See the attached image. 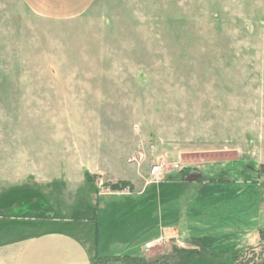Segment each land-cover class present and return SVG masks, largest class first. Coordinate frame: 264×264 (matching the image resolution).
<instances>
[{
	"label": "rangeland",
	"instance_id": "obj_1",
	"mask_svg": "<svg viewBox=\"0 0 264 264\" xmlns=\"http://www.w3.org/2000/svg\"><path fill=\"white\" fill-rule=\"evenodd\" d=\"M160 160L180 181L139 193ZM143 246L264 264V0H0V264Z\"/></svg>",
	"mask_w": 264,
	"mask_h": 264
},
{
	"label": "crops",
	"instance_id": "obj_2",
	"mask_svg": "<svg viewBox=\"0 0 264 264\" xmlns=\"http://www.w3.org/2000/svg\"><path fill=\"white\" fill-rule=\"evenodd\" d=\"M96 0H23V2L37 15L42 17L53 19V20H65L78 17L84 14L95 2ZM183 166L181 167V169ZM180 170L174 171L168 178L165 180L169 181H177L180 179L177 177V173ZM148 172V171H147ZM140 173H142L140 171ZM144 177L146 174H142ZM171 177V178H170ZM145 179V178H144ZM205 183V182H204ZM151 184H145L142 191L139 193H143L148 190ZM178 220H174L173 223L166 229L167 232H171L174 226L180 223L181 227L184 228L185 223L187 222H179ZM170 230V231H169ZM162 236V235H161ZM159 238V237H158ZM157 239V238H156ZM155 240V239H153ZM148 240L147 242L153 241ZM146 242V243H147ZM145 243V245H146ZM141 251H144V246L141 248Z\"/></svg>",
	"mask_w": 264,
	"mask_h": 264
},
{
	"label": "trees",
	"instance_id": "obj_3",
	"mask_svg": "<svg viewBox=\"0 0 264 264\" xmlns=\"http://www.w3.org/2000/svg\"><path fill=\"white\" fill-rule=\"evenodd\" d=\"M114 188L122 189L123 186L114 184ZM207 255L215 257L222 256L223 254H203L198 250L177 249H170V251L152 254L139 251L134 253L98 256L92 264H205V262H198V260L202 257H207Z\"/></svg>",
	"mask_w": 264,
	"mask_h": 264
},
{
	"label": "built area",
	"instance_id": "obj_4",
	"mask_svg": "<svg viewBox=\"0 0 264 264\" xmlns=\"http://www.w3.org/2000/svg\"><path fill=\"white\" fill-rule=\"evenodd\" d=\"M148 158L144 151H139L131 157V162L138 165L139 167L143 165L145 160ZM181 169V163L178 161L167 164L165 161H157L150 165L146 176L144 177L147 184H158L164 182L169 175L174 171ZM162 239H155L146 244V248L150 249L157 244H161Z\"/></svg>",
	"mask_w": 264,
	"mask_h": 264
}]
</instances>
